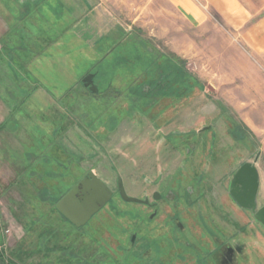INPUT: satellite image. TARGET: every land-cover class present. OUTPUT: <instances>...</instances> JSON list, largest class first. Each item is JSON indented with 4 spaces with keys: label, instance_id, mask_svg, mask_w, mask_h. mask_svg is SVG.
I'll return each instance as SVG.
<instances>
[{
    "label": "rangeland",
    "instance_id": "obj_1",
    "mask_svg": "<svg viewBox=\"0 0 264 264\" xmlns=\"http://www.w3.org/2000/svg\"><path fill=\"white\" fill-rule=\"evenodd\" d=\"M190 1L198 22L170 11L137 27V46L86 76L64 118L0 121L5 264H221L227 248L232 264H264V228L229 195L251 163L264 206V114L253 107L264 61L223 0ZM91 177L109 195L73 224L56 206ZM117 179L151 206L122 200Z\"/></svg>",
    "mask_w": 264,
    "mask_h": 264
},
{
    "label": "crops",
    "instance_id": "obj_2",
    "mask_svg": "<svg viewBox=\"0 0 264 264\" xmlns=\"http://www.w3.org/2000/svg\"><path fill=\"white\" fill-rule=\"evenodd\" d=\"M223 1L224 10L237 12L232 24L250 54L264 61V0ZM170 11L199 21L190 0H0V121L64 118L82 80L123 59L140 41L137 27H148L153 16L167 20ZM256 90L260 115L264 83Z\"/></svg>",
    "mask_w": 264,
    "mask_h": 264
},
{
    "label": "water",
    "instance_id": "obj_3",
    "mask_svg": "<svg viewBox=\"0 0 264 264\" xmlns=\"http://www.w3.org/2000/svg\"><path fill=\"white\" fill-rule=\"evenodd\" d=\"M259 173L251 163H244L234 174L230 186L229 195L242 209L249 210L254 218L264 227V207L256 209V196L259 190ZM78 187L69 191L57 204L56 209L71 223L76 220L84 223L91 215L96 213L107 200L109 195L101 182L91 177L90 181L80 183ZM118 191L121 198L127 202L135 201L126 196L121 180L118 179ZM77 195L82 196L79 202ZM0 264H5L0 256Z\"/></svg>",
    "mask_w": 264,
    "mask_h": 264
},
{
    "label": "flooded vegetation",
    "instance_id": "obj_4",
    "mask_svg": "<svg viewBox=\"0 0 264 264\" xmlns=\"http://www.w3.org/2000/svg\"><path fill=\"white\" fill-rule=\"evenodd\" d=\"M163 80V77H162V79H161V81ZM160 81V82H161ZM163 82V81H162ZM151 84V83H150ZM180 98H182L183 96H184V92H183V89H181L180 90ZM179 99V98H178ZM153 106H155L154 105V103H151L150 104V108H152ZM160 116V115H159ZM151 118H159L158 116L156 117H154V116H150ZM243 165V164H242ZM241 165V166H242ZM240 166V167H241ZM239 167V168H240ZM238 168V169H239ZM237 169V170H238ZM236 170V171H237ZM121 180V179H120ZM121 183H122V181H121ZM117 185H118V179H117ZM122 186H123V184H122ZM259 186H260V179H259ZM259 191V190H258ZM152 199L153 200H155V201H160L161 200V196H160V194L159 193H157V192H155V193H153L152 194ZM231 197V196H230ZM257 197H258V193H257V196H256V211L258 210V209H260V208H262V207H258L257 206ZM120 198H121V196H120ZM129 198H131V197H129ZM232 198V197H231ZM77 199L79 200V202H82V196H79V195H77ZM122 199V198H121ZM135 201H133V202H127V201H125V202H127V203H135V204H142V205H144V206H151V204L149 203V201H148V199L146 198V199H143V200H139V199H135V198H133ZM123 200V199H122ZM233 200V199H232ZM234 201V200H233ZM235 202V201H234ZM237 205V204H236ZM238 206V205H237ZM264 207V206H263ZM242 209V208H241ZM243 210H245V209H243ZM246 211H249V210H246ZM252 215H253V217H254V214L251 212V211H249ZM255 219V218H254ZM258 222V221H257ZM259 223V222H258ZM262 226V225H261ZM263 227V226H262ZM264 228V227H263ZM134 245L135 246V243H134V241L133 242H131V245ZM237 250H235V249H231V248H227L226 250H225V252H224V254L222 255V257H221V261H220V263L221 264H232L233 263V260H234V257H235V255L236 254H238V252H236ZM102 256V255H101ZM101 263V264H103V260L101 259L100 261H97V263ZM86 263L88 264L89 262H88V260L86 261Z\"/></svg>",
    "mask_w": 264,
    "mask_h": 264
}]
</instances>
